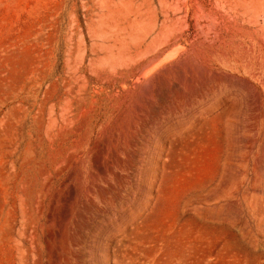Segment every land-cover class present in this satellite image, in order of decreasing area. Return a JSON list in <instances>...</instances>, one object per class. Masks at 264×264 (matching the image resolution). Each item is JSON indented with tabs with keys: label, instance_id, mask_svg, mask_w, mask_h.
Returning <instances> with one entry per match:
<instances>
[{
	"label": "rangeland",
	"instance_id": "obj_1",
	"mask_svg": "<svg viewBox=\"0 0 264 264\" xmlns=\"http://www.w3.org/2000/svg\"><path fill=\"white\" fill-rule=\"evenodd\" d=\"M0 264H264V0H0Z\"/></svg>",
	"mask_w": 264,
	"mask_h": 264
}]
</instances>
